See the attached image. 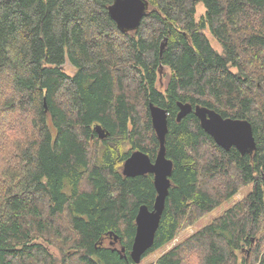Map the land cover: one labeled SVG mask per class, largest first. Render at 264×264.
Segmentation results:
<instances>
[{
    "label": "trees",
    "instance_id": "obj_1",
    "mask_svg": "<svg viewBox=\"0 0 264 264\" xmlns=\"http://www.w3.org/2000/svg\"><path fill=\"white\" fill-rule=\"evenodd\" d=\"M147 1L122 33L113 0H0V264H133L138 211L157 193L153 175L123 166L136 151L157 157L151 104L169 113L174 169L144 258L254 184L155 264H264V0ZM178 103L247 120L256 151H225L194 114L177 122Z\"/></svg>",
    "mask_w": 264,
    "mask_h": 264
},
{
    "label": "water",
    "instance_id": "obj_2",
    "mask_svg": "<svg viewBox=\"0 0 264 264\" xmlns=\"http://www.w3.org/2000/svg\"><path fill=\"white\" fill-rule=\"evenodd\" d=\"M150 4L147 0H113L109 7V15L122 33L137 31L147 15ZM168 40L161 44V56L167 47ZM179 112L177 122L194 114L200 121L201 128L215 143L230 151L237 149L243 156L253 155L257 145L253 127L246 120L223 118L215 111L202 106L193 107L191 104L178 103ZM153 129L159 141V152L154 161L141 151H136L126 160L123 175L135 178L144 175L154 176V187L157 197L154 207L150 210L141 206L136 217V233L132 244L130 259L133 264H140L145 255L154 247L157 232L160 228L162 216L166 209V202L171 189L173 175V162L167 158L166 137L169 132V113L153 104L149 107ZM100 140H104L109 133L101 126L95 128ZM112 245L121 243L119 236L111 234ZM254 242V241H253ZM125 247L118 249L120 255L125 253Z\"/></svg>",
    "mask_w": 264,
    "mask_h": 264
},
{
    "label": "rangeland",
    "instance_id": "obj_3",
    "mask_svg": "<svg viewBox=\"0 0 264 264\" xmlns=\"http://www.w3.org/2000/svg\"><path fill=\"white\" fill-rule=\"evenodd\" d=\"M205 13V7L203 4H198L197 6V14H196V20H199L201 16ZM207 36L212 44L217 50H221V47L218 45V43L213 39L211 34L207 31ZM64 71L72 75L75 73V69L72 67V65L67 60L65 65L63 66ZM169 78V71L166 68H163L158 79V88L164 91V88L166 87V84L168 82ZM254 184L249 185L245 189L241 191L240 194H238L235 198L231 199L230 201L224 203L217 209H215L210 214L206 215L197 225L188 227L184 231H182L169 245H167L164 249L150 255L147 258H143L142 262L140 264H155L157 260L167 251L171 250L181 242H183L185 239L193 235L198 230L210 225L214 220L220 218L227 210H229L232 206H234L236 203L241 201L245 196H247L249 193L253 191ZM118 248L121 247L118 245Z\"/></svg>",
    "mask_w": 264,
    "mask_h": 264
},
{
    "label": "flooded vegetation",
    "instance_id": "obj_4",
    "mask_svg": "<svg viewBox=\"0 0 264 264\" xmlns=\"http://www.w3.org/2000/svg\"><path fill=\"white\" fill-rule=\"evenodd\" d=\"M119 244H120V243H117V244L113 245L116 251L119 249V248H118V245H119ZM111 246H112V245H111Z\"/></svg>",
    "mask_w": 264,
    "mask_h": 264
},
{
    "label": "bare ground",
    "instance_id": "obj_5",
    "mask_svg": "<svg viewBox=\"0 0 264 264\" xmlns=\"http://www.w3.org/2000/svg\"><path fill=\"white\" fill-rule=\"evenodd\" d=\"M46 107H47V104H46ZM217 113V112H216ZM247 121V120H246ZM252 125V124H251ZM254 131V130H253ZM97 133V132H96ZM98 135V134H97ZM142 152V151H141ZM130 157V156H129ZM126 162V161H125ZM124 167V166H123ZM111 236V235H110Z\"/></svg>",
    "mask_w": 264,
    "mask_h": 264
}]
</instances>
